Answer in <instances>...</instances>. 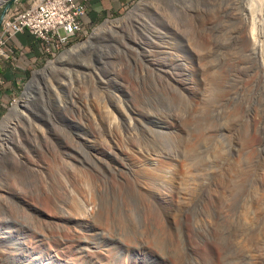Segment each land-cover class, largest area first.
I'll use <instances>...</instances> for the list:
<instances>
[{
	"label": "rangeland",
	"instance_id": "obj_1",
	"mask_svg": "<svg viewBox=\"0 0 264 264\" xmlns=\"http://www.w3.org/2000/svg\"><path fill=\"white\" fill-rule=\"evenodd\" d=\"M4 1L0 0V13ZM140 1L134 0L120 13L85 25L82 41L107 19L125 15ZM247 1L149 0L125 23L104 30L92 49L44 73L29 96L22 99L20 111L13 114L12 107L21 99L32 72L59 54L43 55L31 65L16 92L0 109V123L8 118L0 133V247L13 246L9 236L13 229L25 233L28 229L38 231L44 227L28 204L45 210L43 203L48 202L51 209L71 210L74 203V209L78 210L81 196L86 199L90 196L89 208L101 209L102 212H98L103 213V218H112L110 231L93 234L88 230L93 247L109 244L102 264H114L119 259V263H124L125 256L130 257L133 264H264V132L254 126L251 116L248 117L264 97V79L260 76L250 37L248 39L254 16L255 31L264 34V27L261 28L264 9L253 5L257 10L252 12L249 10L251 2ZM82 41H75L67 48ZM13 52L15 55L14 49ZM201 62L206 64L201 65ZM205 66L207 72L202 69ZM211 77L220 83L211 81ZM254 78L255 87L249 81ZM204 83L209 88H204ZM113 109L116 116L111 112ZM238 111H242L241 114ZM129 114H134L131 120ZM258 131L262 137L257 135ZM235 133H241V137L239 134L235 137ZM252 134L257 135L258 140L252 141L257 145L249 143L254 137ZM238 140L244 142L242 147ZM234 141H238L236 145ZM117 145L122 151L127 148L126 153L121 154ZM236 149L246 154L236 153ZM219 150L222 154L218 155ZM227 150L233 154L229 155ZM239 158L248 160L249 164L243 159L239 162ZM231 162L246 167L238 164L239 167L237 163L233 166ZM234 167L243 171L237 172ZM214 169L222 177H217ZM225 174L229 176L226 179ZM209 179L213 182L211 185ZM160 194H163L162 199ZM49 196L57 200V204ZM181 208L186 209V213ZM117 215L124 216L123 220L119 218V222L117 217H111ZM152 216L159 219L156 221ZM153 229L158 233L163 229L165 234L161 232L162 237H158L154 231L153 235ZM148 240L154 241L152 245ZM127 241L134 245L130 251L132 244H126ZM14 257H0V261L22 263V259ZM83 261L88 263L90 259L82 258Z\"/></svg>",
	"mask_w": 264,
	"mask_h": 264
},
{
	"label": "bare ground",
	"instance_id": "obj_2",
	"mask_svg": "<svg viewBox=\"0 0 264 264\" xmlns=\"http://www.w3.org/2000/svg\"><path fill=\"white\" fill-rule=\"evenodd\" d=\"M147 1H149V0H141L136 6H135V8H133V11H137L138 9H139V7L141 8V6L144 4V3H146ZM249 1V0H248ZM247 1V2H248ZM250 2H251V6H250V11H254V10H257V9H255V7L253 6V5H256V6H259V7H261V9L263 8L264 9V0H250ZM249 2V3H250ZM254 8V9H253ZM263 11V10H262ZM257 13V12H256ZM251 14V13H250ZM254 14V13H253ZM252 16V15H251ZM248 17V16H247ZM264 17V16H263ZM251 18V17H250ZM264 19V18H263ZM262 20V19H261ZM251 21V20H250ZM244 22V21H243ZM247 22V21H246ZM252 23V24H251ZM260 23V22H259ZM258 23V24H259ZM263 23H264V20H263ZM119 24H122L121 23V21H118L117 23L114 21V20H112V19H107L101 26H99V28L97 29V31H99V30H106V29H108V28H110V27H115L116 25H119ZM250 30H251V33H250V31H249V33L251 34L250 36H248L247 34V36H248V39H249V37H250V42H252V46H253V52H254V54L256 55V57H257V59H258V62H259V65H258V63H255V65L257 64L258 66H260V76L264 79V34L263 35H261V34H259V33H257L256 31H255V27H256V24H257V20H255V16H254V18H252V22H250ZM261 24V23H260ZM247 25V24H246ZM249 26V25H248ZM264 26H262L261 28H263ZM259 28V27H258ZM263 31V30H262ZM261 31V32H262ZM258 32H259V30H258ZM248 33V34H249ZM263 33V32H262ZM263 36V37H262ZM212 39V38H211ZM243 39H244V37H243ZM208 40H210V39H208ZM245 40V39H244ZM212 40H210V42H211ZM202 43H203V41H202ZM201 43V44H202ZM208 43V42H207ZM212 43H214V42H212ZM246 43H248L249 44V42H246ZM85 44V41H82V42H80V43H77V45L76 46H74L73 48H72V52H66V53H63L62 55H61V57H59V59H57V60H51L47 65H46V67H45V69H43L42 70V72H41V76L44 74V73H46L47 71H49L50 69H52V67L54 68V67H56V66H59V65H61V64H64V63H66V61L68 60V59H70L71 57H73L74 55H73V53L77 50V49H79V47H81V46H83ZM203 45V44H202ZM208 45V44H207ZM215 45V44H214ZM251 45H250V48H251ZM210 46V45H209ZM205 48H207V47H205ZM204 49V48H203ZM209 49H210V47H209ZM247 49V48H246ZM252 49V48H251ZM205 50H207V49H205ZM248 50V49H247ZM249 51H251V50H249ZM248 51V52H249ZM217 52V51H216ZM253 52L250 54V56L253 54ZM215 54H217V53H215ZM214 54V55H215ZM213 55V57H215ZM208 56V55H207ZM211 56H212V54H211ZM253 57V56H252ZM209 58V57H208ZM208 58H207V60H208ZM211 59H212V57H211ZM254 59V58H253ZM66 60V61H65ZM202 60V59H201ZM207 60H204V61H206L207 62ZM64 61V62H63ZM211 61V60H210ZM256 61V60H255ZM212 62V61H211ZM254 62V61H253ZM202 63V62H201ZM206 64V63H205ZM205 64H201V65H205ZM210 65H211V63H209ZM208 65V64H207ZM209 65V66H210ZM256 65V66H257ZM212 66H215V65H212ZM208 67V66H207ZM216 67V66H215ZM255 68H257V67H255ZM202 69H206V66H205V68H202ZM214 70V69H213ZM217 70V69H216ZM206 72H207V70H205ZM259 71V70H258ZM206 72H205V74H206ZM219 72V71H218ZM214 73V72H213ZM216 73V72H215ZM220 73V72H219ZM218 73V75L219 76H221L220 74ZM255 73V72H254ZM208 74V73H207ZM212 74V73H211ZM257 74V73H256ZM259 74V73H258ZM206 76H208V75H206ZM211 76V75H210ZM216 78H217V76L216 75H214ZM213 76V77H214ZM219 76H218V78H219ZM224 76V75H223ZM253 76V75H252ZM258 75H256V77H257ZM203 77H205V76H203ZM209 78V77H208ZM214 79L213 78V80H212V77H211V81H214V82H216V83H220V81H218L217 79ZM221 78V77H220ZM258 79L260 78V77H257ZM262 78H260V79H262ZM224 79V78H223ZM255 79V78H254ZM221 80V79H220ZM252 80V79H251ZM251 80H249L251 83L252 82H254V81H256V79L255 80H253V81H251ZM203 81H205V80H203ZM202 81V82H203ZM218 81V82H217ZM260 81V80H259ZM209 82V81H208ZM207 82V84H209ZM213 82V83H214ZM224 82V81H223ZM212 83V84H213ZM255 83H257V82H255ZM254 83V84H255ZM206 84V85H207ZM211 84V83H210ZM209 84V85H210ZM253 83H252V85L255 87V85H254ZM209 85L207 86L208 88H209ZM262 85V84H261ZM204 88H207V87H205V83H204ZM213 86H215V84H213ZM218 86H219V84H218ZM259 86V85H258ZM257 86V87H258ZM264 86V85H263ZM216 87V86H215ZM215 87H213V88H215ZM212 88V87H211ZM202 89V88H201ZM200 89V90H201ZM216 89V88H215ZM218 89V88H217ZM258 89V88H257ZM214 90V89H213ZM263 90V89H262ZM215 91V90H214ZM203 92V91H202ZM207 92V91H206ZM218 92V91H217ZM260 93V92H259ZM263 93V92H262ZM261 93V94H262ZM206 94V93H205ZM214 94H215V92H214ZM241 94H242V92H241ZM260 94V95H261ZM203 95V94H202ZM259 95V94H258ZM217 97H218V95H217ZM215 98V97H214ZM216 99V98H215ZM258 100H260V99H258ZM22 102H23V100H21ZM22 102H20V101H17V102H15V104L13 105V107H12V110H11V113H16V112H18V111H20V105H22L21 103ZM260 103L258 104V106H257V104L255 105L256 107L254 108V109H252L251 111H250V114L248 115V117L249 116H251V119H252V122H253V124H254V126H256L259 130H261V131H263L264 132V97L259 101ZM122 104H124L123 102H121ZM217 105V104H216ZM215 105V106H216ZM128 106H130L131 107V105H128ZM133 107V106H132ZM213 107H214V105H213ZM217 107V106H216ZM124 109L125 110V107H121V109ZM130 109V108H129ZM250 109V108H249ZM123 110V111H124ZM132 110V109H131ZM134 110V109H133ZM133 110H132V113H133ZM136 110V109H135ZM235 110V109H234ZM236 110H238V109H236ZM117 111H119L120 112V110H117ZM128 110H127V108H126V112H127ZM243 111H244V109H243ZM248 111V112H249ZM111 112H114V115H115V111H114V109H113V111H111ZM118 112V113H119ZM135 112V111H134ZM213 112H215V111H213ZM238 112H240V114H241V112L242 111H238ZM124 114V112H121V114ZM178 113H180V112H178ZM233 113H235L234 111H233ZM244 113V112H243ZM120 114V115H121ZM107 115V114H106ZM114 115L112 114V116L114 117ZM124 115H127V114H124ZM174 115H175V113H174ZM177 115V114H176ZM232 115H234V114H232ZM238 115V114H237ZM245 115V114H244ZM103 116H105V115H103ZM116 116V115H115ZM132 115L131 114H129V120H131L130 119V117H131ZM133 116H134V114H133ZM132 116V117H133ZM178 116V115H177ZM180 116H181V114H180ZM184 117V119H185V114L183 115ZM112 117V118H113ZM123 117V116H122ZM128 117V116H127ZM127 117L125 116V118L127 119ZM135 117H136V119H137V116L135 115ZM179 117V116H178ZM177 117V118H178ZM187 117V116H186ZM238 117H240V115L238 116ZM242 117V116H241ZM244 117H246V116H244ZM243 117V118H244ZM103 118V117H102ZM139 118V117H138ZM176 118V117H175ZM6 119H8L7 117H5L4 119H3V121L0 123V133L3 131V129H4V127H5V123L7 122V120ZM104 119H105V117H104ZM117 119V118H116ZM119 119H121V118H119ZM246 119H248V118H246ZM125 120V119H124ZM180 120H183L182 119V117H181V119ZM121 121V120H120ZM119 121V122H120ZM177 121V120H176ZM183 121H187V119H185V120H183ZM182 121V122H183ZM248 121H249V119H248ZM103 122V121H102ZM101 122V123H102ZM115 122H117V121H115ZM114 122V123H115ZM127 122V121H126ZM125 122V123H126ZM130 122V124H132L131 123V121H129ZM184 122V123H185ZM113 123V125H114V127H116L115 125H117L116 123L114 124ZM177 122H175V124H176ZM188 123H189V121H188ZM247 123V122H246ZM127 124V123H126ZM130 124H129V126H130ZM187 124V123H186ZM248 124H250V122L248 123ZM112 125V124H111ZM112 125V126H113ZM181 125H183V124H181ZM188 125V124H187ZM186 125V126H187ZM121 126V125H120ZM126 126V125H125ZM124 126V127H125ZM180 126V125H179ZM247 126V125H246ZM251 127V126H250ZM256 127L254 128V131L255 130H257L256 129ZM119 128V127H118ZM117 128V129H118ZM121 128V127H120ZM99 131H101V129H99V128H97ZM123 129V128H122ZM125 129V128H124ZM127 129V128H126ZM247 129H248V127H247ZM253 129V128H252ZM96 130V129H95ZM94 130V132H96ZM113 130V129H112ZM249 130V129H248ZM115 131H116V128H115ZM119 131V130H118ZM205 131V130H204ZM233 131V130H232ZM253 131V130H252ZM117 132V131H116ZM121 132V131H120ZM247 132V131H246ZM262 132V133H263ZM109 133H110V130H109ZM119 133V132H118ZM203 133H205V132H203ZM234 133V132H233ZM244 133H245V127H244ZM244 133H242V134H244ZM101 134V133H100ZM117 134V133H116ZM121 134V133H120ZM122 134H123V132H122ZM207 134V133H206ZM206 134H204V135H206ZM214 133H212V135H213ZM237 134H239V136H240V134L241 133H237ZM236 133H235V137H237L236 135H237ZM246 134V133H245ZM244 134V135H245ZM248 134H249V132H248ZM259 134H261V133H259V131H258V136H259ZM46 135V134H45ZM94 135H96V134H94ZM113 135V134H112ZM111 135V136H112ZM202 135V134H201ZM203 135V136H204ZM208 135V134H207ZM211 135V134H210ZM209 135V136H210ZM212 135H211V137H212ZM215 135V134H214ZM216 135H217V132H216ZM243 135V136H244ZM252 135H254V137H252L249 141V143H252L253 144V142L252 141H256V140H258V139H256V134H252ZM256 135V136H255ZM47 136V135H46ZM45 136V137H46ZM93 136V135H92ZM209 136H208V139H209ZM232 136V135H231ZM249 136V135H248ZM247 136V134H246V137H248ZM263 135L261 134V137H262ZM96 137V136H95ZM106 137V136H105ZM118 137V136H117ZM210 137V138H211ZM216 137H218V136H216ZM241 137V136H240ZM260 137V136H259ZM47 138V137H46ZM110 138V137H109ZM115 138V137H114ZM121 138V137H120ZM119 138V139H120ZM253 138L255 139V140H253ZM258 138V137H257ZM113 139V138H112ZM112 139H110V141L112 140ZM212 139H213V137H212ZM240 139V138H239ZM116 140H117V138H116ZM114 141V142H119V140H117V141ZM123 140V139H122ZM206 140V139H205ZM231 140H233V139H231ZM108 141V140H107ZM210 141V140H209ZM209 141H206L207 143L209 142ZM239 141V143H240V140H238ZM237 141V142H238ZM242 141V140H241ZM246 141V140H245ZM103 142H104V140H103ZM217 142V141H216ZM235 142V141H234ZM237 142H235V145H236V143ZM243 142V141H242ZM241 142V143H242ZM247 142H248V140H247ZM259 143H260V141H258ZM109 143V142H108ZM112 143H113V140H112ZM111 143V144H112ZM133 143V142H132ZM207 143H205V144H207ZM240 143V144H241ZM244 143V142H243ZM102 144V143H101ZM116 144V143H115ZM137 144H139V143H137ZM210 143H208V145H209ZM239 144V145H240ZM246 144V143H245ZM244 144V145H245ZM255 144V143H254ZM253 144V145H254ZM103 145V144H102ZM255 145H257V143L255 144ZM105 146H107L106 144H105ZM130 146V145H129ZM128 146V148H130ZM205 146H207V145H205ZM215 146V145H214ZM248 146V145H247ZM251 146V145H250ZM98 147H100V146H98ZM97 147V148H98ZM108 147V146H107ZM110 147V146H109ZM108 147V148H109ZM113 147V146H112ZM127 147V146H126ZM138 147H139V145H138ZM217 147H219V146H217ZM234 147V146H233ZM237 147V146H236ZM241 147H242V144H241ZM246 147V146H245ZM107 148V149H108ZM117 148H118V145H117ZM124 148V147H123ZM131 148H134V146L133 147H131ZM209 148H211V147H209ZM216 148V147H215ZM227 148H229V147H227ZM230 148H232V146H230ZM229 148V149H230ZM244 148V147H243ZM256 148V147H255ZM102 149V148H101ZM107 149H106V151H107ZM113 149V148H112ZM122 149V148H121ZM120 148H118V150H119V152L121 153V154H125L124 153V150H126V149H124L123 151L121 150ZM213 149V148H212ZM219 149H220V147H219ZM233 149V148H232ZM239 149H240V147H239ZM238 149V151H240ZM247 149H249L250 150V148H249V146H248V148ZM246 149V151L247 152H249L248 150ZM256 149H258V148H256ZM255 149V150H256ZM259 149H261V148H259ZM114 150V149H113ZM115 150H116V148H115ZM223 150V149H222ZM262 150V149H261ZM261 150H259V151H261ZM112 151V150H111ZM213 151H215V150H213ZM212 151V152H213ZM228 151V154L229 155H232L230 152H229V150H227ZM237 151V149H236V153L238 152ZM241 151H243V150H241ZM240 151V152H241ZM251 151V150H250ZM258 151V150H257ZM108 152H109V150H108ZM115 152V151H114ZM217 152H219L218 153V155L221 153L220 152V150L219 151H217ZM217 152H214V153H217ZM234 152V151H233ZM243 152H245V151H243ZM101 153V152H100ZM107 153V152H106ZM105 153V154H106ZM236 153H234V154H236ZM263 153H264V151H263ZM71 154V153H70ZM94 155H95V153H93ZM114 154V153H113ZM117 154H118V152H117ZM213 154V153H212ZM222 154V153H221ZM227 154V153H226ZM226 154H225V156H226ZM245 154H246V152H245ZM110 155H112V154H110ZM215 155V154H214ZM241 155H243L242 153H241ZM251 155V154H250ZM252 155H253V153H252ZM252 155H251V157H252ZM95 156H97V155H95ZM213 156V155H212ZM239 156V155H238ZM247 156V155H246ZM249 156V155H248ZM247 156V157H248ZM257 156V155H256ZM255 156V157H256ZM258 156H260V154L258 155ZM258 156H257V159L259 160V158H258ZM99 157V156H98ZM102 157H104V156H102ZM220 157V156H219ZM231 157H234V156H231ZM236 157H237V155H236ZM240 157V156H239ZM242 157H244V155L242 156ZM112 158V157H111ZM210 159H211V157H209ZM218 158V157H217ZM228 159L227 157H224V159ZM68 159V158H67ZM108 159V158H107ZM214 159V158H213ZM213 159H212V162H213ZM238 159V158H237ZM241 159H243V158H239V160H237V161H239V162H241ZM209 160V159H208ZM216 160V159H215ZM214 160V162H217V160L215 161ZM219 160H221V159H219ZM245 159H243V161H244ZM247 160V159H246ZM251 160V159H250ZM75 162H76V160H74ZM80 161V160H79ZM105 161V160H104ZM111 161V160H110ZM115 161V160H114ZM222 161V160H221ZM221 161H218V162H220L221 163ZM232 161V160H231ZM236 161V160H235ZM248 161V160H247ZM245 162V163H248V162ZM69 162V161H68ZM78 162V161H77ZM76 162V163H77ZM83 162V161H82ZM209 162H211L210 160H209ZM225 162V161H224ZM228 163H230L229 161H227ZM232 164H233V162H231ZM236 163H237V165L238 164H242V163H238V162H235L234 164L236 165ZM259 163V162H258ZM82 164V163H81ZM81 164H80V166H81ZM104 164H105V162H104ZM104 164H101V165H104ZM106 164H107V162H106ZM209 164H211V163H209ZM218 164V163H217ZM223 164V163H222ZM233 164V166H235ZM249 164V163H248ZM257 164V163H256ZM255 164V165H256ZM78 165V164H77ZM111 165V164H110ZM231 165V164H230ZM229 165V166H230ZM242 165H244V164H242ZM79 166V165H78ZM79 166V167H80ZM107 166V165H106ZM213 166H214V164H213ZM239 166V165H238ZM245 167H246V165H244ZM261 166V165H260ZM264 166V165H263ZM108 167H111V166H109L108 165ZM114 167V166H113ZM112 167V168H113ZM218 167V166H217ZM240 167V166H239ZM238 167V168H239ZM259 167V166H258ZM262 167V166H261ZM261 167L260 168H258L257 170L258 171H261V170H259V169H261ZM209 168H210V166H209ZM208 168V170H209V172H211L210 170H212V169H209ZM212 168V167H211ZM227 168V167H226ZM225 168V169H226ZM242 168H244V167H242ZM249 168V170H250V167H248ZM255 168H257V167H255ZM255 168H253L254 169V171H255ZM87 169H88V167H87ZM93 169V168H92ZM219 169V168H218ZM228 169V168H227ZM227 169L225 170V171H227ZM229 169H231L230 167H229ZM234 169H235V167H234ZM240 169V168H239ZM238 169V170H239ZM245 169V168H244ZM247 169V168H246ZM246 169L244 170V171H246ZM215 170V169H214ZM213 170V171H214ZM236 170V169H235ZM238 170H236L237 172H240V171H238ZM241 170V169H240ZM94 171V170H93ZM93 171H91V172H93ZM216 171V174H217V177L218 176H220V173H219V175H218V173H217V170H215ZM215 171H214V173H215ZM241 171H243V170H241ZM247 171H248V169H247ZM253 171V172H254ZM258 171H256V172H258ZM264 171V170H263ZM218 172H220V170L218 171ZM252 172V171H251ZM252 172V173H253ZM244 173V172H243ZM243 173H241V174H243ZM249 173V172H248ZM251 173V174H252ZM255 173V172H254ZM254 173L252 174V175H254ZM259 174H260V172H258ZM257 173V174H258ZM222 174V173H221ZM231 174V173H230ZM233 174V173H232ZM231 174V176H234V175H232ZM239 174V173H238ZM245 174V173H244ZM246 174H247V172H246ZM258 174V175H259ZM262 174V173H261ZM210 175V174H209ZM213 175V174H212ZM226 175V174H225ZM224 175V177L223 178H225L226 179V177L228 176V175H226L225 176ZM240 175V174H239ZM263 175H264V173H263ZM262 175V176H263ZM261 176V175H260ZM220 177H222V175L220 176ZM229 177V176H228ZM227 177V178H228ZM206 178H207V176H206ZM209 178V177H208ZM207 178V179H208ZM210 178L212 179V177L210 176ZM262 178V177H261ZM258 179L257 178V181L259 180H261L262 181V179ZM207 179H206V181H207ZM215 179V178H214ZM221 179V178H220ZM210 180V179H209ZM217 180H219V179H217ZM224 180V179H223ZM74 181V180H73ZM78 181V180H77ZM121 181V180H120ZM219 181H221V180H219ZM226 181V180H225ZM122 182V181H121ZM120 182V183H121ZM124 182V181H123ZM127 183L128 182H130V181H126ZM214 182H218V181H214ZM223 182V181H222ZM120 183H118V184H120ZM125 183V182H124ZM123 183V184H124ZM213 183V182H212ZM211 183V180H210V184L209 185H211L212 184ZM220 183V182H219ZM224 183V182H223ZM207 184H208V182H207ZM206 184V185H207ZM216 184V183H215ZM259 184V183H258ZM71 185H73V183L71 184ZM74 185H76L75 183H74ZM131 185H133V184H131ZM166 185V184H165ZM219 185V184H218ZM217 185V186H218ZM221 185V187H222V185L223 184H220ZM226 184L224 183V186H225ZM259 185H261V184H259ZM263 185H264V183H263ZM262 185V186H263ZM77 186V185H76ZM123 186H125V185H123ZM122 186V187H123ZM130 185L128 184V187H129ZM131 187H133V186H131ZM226 187H228L227 185H226ZM218 188V187H217ZM216 188V189H217ZM220 188V187H219ZM120 189H121V184H120ZM133 189V188H132ZM213 189L215 190V188L213 187ZM212 189V190H213ZM223 189V188H222ZM221 189V190H222ZM224 189H227V188H224ZM228 189H229V187H228ZM264 189V188H263ZM17 190V189H16ZM169 190V189H168ZM220 189H219V191H221ZM14 191V190H13ZM86 191V190H85ZM84 191V192H85ZM121 191V190H120ZM165 191V190H164ZM227 191V190H226ZM230 191V190H229ZM8 192V191H7ZM79 192H81V194L80 195H82L83 193H82V190L80 191L79 190ZM121 192H123V191H121ZM126 192V191H125ZM165 192H167V191H165ZM169 192H170V190H169ZM224 191H222L221 193H223ZM168 193V192H167ZM220 193V192H219ZM226 194L228 193V191L227 192H225ZM224 193V194H225ZM230 193V192H229ZM86 194V193H85ZM123 194V193H122ZM164 194V193H163ZM163 194H160L159 195V197L162 199L163 197H161ZM223 194V195H224ZM225 194V195H226ZM24 195V194H23ZM47 195V194H46ZM87 195V194H86ZM85 195V196H86ZM125 195V194H124ZM124 195H123V197H124ZM169 195V194H168ZM26 196V195H25ZM24 196V197H25ZM29 196V195H28ZM48 196V195H47ZM46 196V197H47ZM53 196H55V195H53ZM126 196V195H125ZM146 196V195H145ZM176 196V195H175ZM50 197V196H49ZM52 197V196H51ZM50 197V198H51ZM81 197H83V199H82V203L81 202H79L78 203V205L80 204V207H78V205H77V207H78V210L77 209H74V208H76L75 206L76 205H74V203H72V206H74V208L73 209H71V210H64V209H62L61 208V210H57L58 208L57 207H55V208H57V209H55L54 207H52V209H51V207H50V205H49V203L47 202V203H43V206H45V210H44V208L42 209V208H36V206L34 205H32V203L31 204H28V208H30V209H33V210H35L36 211V217L38 218V221H39V223H41L42 225L44 224V227H42V229L40 228L38 231H32L31 229L29 230L28 229V231L27 232H25V233H22V232H20V231H14V229L13 230H11V231H9V236L10 237H12V245L13 246H8V247H0V257H8V256H15L16 258L17 257H19L20 259H22L21 260V262L22 263H20V264H102V263H104V262H102V260L105 258V256L107 255L106 253L108 252V250H109V244H108V242H107V244H106V246H104V245H100V246H92L91 245V243H90V239H91V235L90 234H88V230H91L92 232H93V234L94 233H96V232H108V231H110L111 230V223H112V218L110 219V217H108L110 220H108L106 217L105 218H103V216L101 215V214H103V213H99L98 211H100V210H96L95 209V207L94 206H92V209H91V207L89 208V206H90V198L88 199V197H90V196H87V199L84 197V196H81ZM23 198V197H22ZM36 198V197H35ZM44 198V197H43ZM43 198H42V200H43ZM144 198H146V197H144ZM176 198V197H175ZM175 198H174V201L176 202V200H175ZM28 199H30V198H28ZM44 199H46V198H44ZM52 199V198H51ZM50 199V200H51ZM58 199V198H57ZM63 199V198H62ZM148 199V197L146 198V200ZM177 199V198H176ZM33 200H35L36 202H37V200L36 199H34V196H33ZM41 200V199H40ZM53 201H54V199H52ZM56 200V199H55ZM59 200V199H58ZM145 200V199H144ZM143 200V201H144ZM34 201V202H35ZM151 201V200H150ZM150 201H147V202H150ZM161 201V200H160ZM165 201V200H164ZM171 201V200H170ZM33 202V203H34ZM56 202H57V200H56ZM55 201H54V203H56ZM92 202V201H91ZM40 203V202H39ZM58 203H60L59 201H58ZM93 203V202H92ZM127 203V202H126ZM144 203V202H143ZM162 203H163V201H162ZM174 203V202H173ZM177 203V202H176ZM25 204V203H24ZM27 204V203H26ZM57 204V203H56ZM55 204V205H56ZM62 204V203H61ZM76 204H77V202H76ZM129 204V203H128ZM152 203L150 202V205H151ZM164 204V203H163ZM167 204V203H166ZM38 205V204H37ZM53 205V204H52ZM60 205V204H59ZM130 205V204H129ZM128 205V206H129ZM148 205V204H147ZM174 205H176V204H174ZM26 206V205H25ZM40 206V205H39ZM61 206V205H60ZM69 206H71V205H69ZM69 206H67L68 208H69ZM152 206V205H151ZM254 206V205H253ZM42 207V206H41ZM66 207V208H67ZM131 207V206H130ZM260 207V206H259ZM55 210H54V209ZM65 208V207H64ZM71 208V207H70ZM126 208H127V206H126ZM126 208H125V210H126ZM171 208V207H170ZM183 208V207H182ZM181 208V209H182ZM251 208H252V206H251ZM60 209V208H59ZM90 209V210H89ZM127 209H129V208H127ZM180 209V208H179ZM255 209V208H254ZM113 210V209H112ZM168 210V209H167ZM182 210H184L183 212H185V210L186 209H182ZM261 210V209H260ZM157 211V210H156ZM258 211V210H257ZM100 212H102V211H100ZM106 212H107V210H106ZM105 212V213H106ZM131 212V211H130ZM146 212V211H145ZM148 212V211H147ZM152 212H154V211H152ZM113 213H114V211H113ZM149 214H151L150 212H148ZM158 213V212H157ZM156 213V214H157ZM159 213H160V211H159ZM179 214H181L180 213V211L178 212ZM186 213V212H185ZM108 214V213H107ZM115 215H116V213H114ZM114 214H112V215H114ZM146 214V213H145ZM156 214H152V215H156ZM172 214V213H171ZM171 214H169L170 215V217H172L171 216ZM174 214V213H173ZM177 213H175V215H176ZM184 214V213H183ZM182 214V215H183ZM119 215V214H118ZM118 215L117 216H111V217H113V218H115V217H117L118 219L119 218H121L122 220H123V217L121 216H119L118 217ZM125 215V214H124ZM147 215V217H148V214H146ZM146 215H144V216H146ZM168 215V216H169ZM175 215H173V216H175ZM182 215H181V217H182ZM105 216H107L106 214H105ZM109 216H110V214H109ZM158 216H159V214H158ZM167 216V215H166ZM149 217H150V215H149ZM153 217V216H152ZM165 217V216H164ZM177 217H179L178 215H177ZM180 217V218H181ZM117 219V221H121L120 219L118 220ZM153 219H155L156 220V218L155 217H153ZM158 219H159V217H158ZM157 219V220H158ZM165 219V218H164ZM175 219H176V217H175ZM115 220V219H114ZM147 220V219H146ZM148 220H150V218H148ZM156 220V221H157ZM160 220H163L162 218L160 219ZM169 220H171V219H169ZM173 221H174V219H172ZM179 220V219H178ZM116 221V220H115ZM151 221V220H150ZM166 221V220H165ZM123 222V221H122ZM146 222V221H145ZM149 222V221H148ZM151 222H153V221H151ZM150 222V223H151ZM155 222V221H154ZM159 222V221H158ZM161 222V221H160ZM159 222V223H160ZM118 223V222H117ZM123 223H125V221L123 222ZM147 223V222H146ZM149 223V224H150ZM158 223V224H159ZM162 223H165V222H163L162 221ZM170 223V222H169ZM40 224V225H41ZM119 224H121V223H119ZM148 224V225H149ZM155 224V223H154ZM154 224H152V225H154ZM158 224H155L156 226L158 225ZM167 223H165V225H166ZM125 225V224H124ZM154 225V226H155ZM160 225H161V223H160ZM128 226V225H127ZM143 226V225H142ZM141 226V227H142ZM162 226V225H161ZM161 226L159 227V228H161ZM148 227H150V226H148ZM158 227H156V228H158ZM163 227V226H162ZM166 227V226H165ZM18 228V227H17ZM22 228H24V227H22ZM151 228V230H152V227H150ZM155 228V227H154ZM164 228V227H163ZM131 229V228H130ZM133 229H135V228H133ZM145 229H146V227H145ZM20 230V229H19ZM141 230V229H140ZM148 230H149V228H148ZM163 230V229H162ZM160 231V233H158V230H154L153 229V232L155 231L156 233H158V237H162V235H159V234H161V232L163 233V231ZM166 230V229H165ZM137 231V230H136ZM142 231V230H141ZM140 231V232H141ZM150 231V230H149ZM133 232H134V230H133ZM152 232V233H153ZM153 233V235H155L156 233ZM164 232H166V231H164ZM130 233H131V231H130ZM137 233V232H136ZM136 233H134V235L136 234ZM142 233V232H141ZM151 233V234H152ZM16 234H18V235H16ZM143 234H144V232H143ZM143 234H141L142 236H143ZM163 234H165V233H163ZM20 235H22V236H20ZM137 235V234H136ZM132 237V236H131ZM136 238H137V236H135ZM139 237V236H138ZM163 237H165L164 235H163ZM143 238V237H142ZM141 238V239H142ZM145 238H146V236H145ZM158 239V238H157ZM166 239V238H165ZM156 240V239H155ZM144 241V240H143ZM145 241H146V239H145ZM149 241V240H148ZM131 242V241H130ZM150 243L149 244H151L152 242H154V241H149ZM126 244H132L131 246L129 245V247L130 248H128V251H130L131 250V247H134V245H133V243H128V241L126 242ZM146 244H148V243H146ZM154 244V243H153ZM162 244V243H161ZM152 245V244H151ZM163 245V244H162ZM113 246H115L114 244H113ZM160 246V245H159ZM111 247V246H110ZM111 250V249H110ZM114 252V251H113ZM14 257V258H15ZM108 257H109V255H108ZM107 257V258H108ZM11 258V257H10ZM82 258L84 259V258H89L90 259V261L88 262V263H85L84 261V263H82L81 262V260H82ZM114 258H115V256H114ZM3 259V258H2ZM94 259V260H93ZM112 259V258H111ZM123 259H125V262L124 263H119V260L117 261V262H115L114 264H133L132 263V259L130 258V257H128V256H125V258H123ZM6 260H8V259H6ZM105 260V259H104ZM116 260V259H115ZM2 261V260H1ZM0 261V262H1ZM114 261V260H113ZM3 262V261H2ZM1 262V264H3V263H5V262H3L2 263ZM87 262V261H86ZM102 262V263H101ZM108 262H110L109 260H108ZM16 264H19V263H16ZM110 264V263H109ZM137 264V263H136Z\"/></svg>",
	"mask_w": 264,
	"mask_h": 264
},
{
	"label": "built area",
	"instance_id": "obj_3",
	"mask_svg": "<svg viewBox=\"0 0 264 264\" xmlns=\"http://www.w3.org/2000/svg\"><path fill=\"white\" fill-rule=\"evenodd\" d=\"M87 7L81 0H15L0 28V59L13 55L8 41L24 31L38 40L43 55L53 57L82 41Z\"/></svg>",
	"mask_w": 264,
	"mask_h": 264
},
{
	"label": "crops",
	"instance_id": "obj_4",
	"mask_svg": "<svg viewBox=\"0 0 264 264\" xmlns=\"http://www.w3.org/2000/svg\"><path fill=\"white\" fill-rule=\"evenodd\" d=\"M81 1L87 7V13L83 17L84 24L87 25L94 23L100 17L120 13L134 0ZM8 44L16 53L11 58L0 59V109L4 102L16 92L17 86L27 73L28 68L43 56L38 40L29 31L20 32L11 37Z\"/></svg>",
	"mask_w": 264,
	"mask_h": 264
},
{
	"label": "water",
	"instance_id": "obj_5",
	"mask_svg": "<svg viewBox=\"0 0 264 264\" xmlns=\"http://www.w3.org/2000/svg\"><path fill=\"white\" fill-rule=\"evenodd\" d=\"M14 1H15V0H6V2L4 1V2H5V3H4V7H3V9H2V11H1V13H0V28H1V25H2V22H3L4 17L6 16V14H7L9 8L12 6V4L14 3ZM133 8H135V6H134ZM133 8L130 9L125 15H122V16H119V17L112 18V20H114L116 23H117L118 21H121L122 24L125 23V22H126V21H127L132 15H134V14L136 13V11H133ZM139 9H140V7H139ZM139 9H138V10H139ZM98 28H99V27H98ZM98 28H97V29H98ZM97 29L91 33V35L88 37V39L85 40V44H84L83 46L79 47V49H77V50L73 53V55L79 54L80 52H82V51H84V50H87V49H92V48L95 46V44H96V42H97V40H98L100 34L104 31V30H99V31H97ZM76 45H77V44H74L72 47L67 48L66 50H64L62 53H60L58 56H56L54 60L59 59V57H61V55H62L63 53H66V52H67V53H68V52H72V48H73L74 46H76ZM46 65H47V64H46ZM46 65H45L44 67H42V68H40V69H37V70H34V71L32 72L31 77L28 79V81H27L26 84H25L24 91H23V93H22V97H21V99L19 100L20 102H22V101H21L22 99H26V98L29 96L30 92H31V91L33 90V88L35 87V85H36L38 79L41 77V72H42L43 69H45Z\"/></svg>",
	"mask_w": 264,
	"mask_h": 264
}]
</instances>
